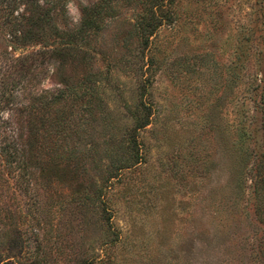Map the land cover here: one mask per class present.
Wrapping results in <instances>:
<instances>
[{
    "label": "rangeland",
    "instance_id": "rangeland-1",
    "mask_svg": "<svg viewBox=\"0 0 264 264\" xmlns=\"http://www.w3.org/2000/svg\"><path fill=\"white\" fill-rule=\"evenodd\" d=\"M97 2L38 0L26 41L0 7V264H264V0H164L150 42L155 0L120 1L64 42Z\"/></svg>",
    "mask_w": 264,
    "mask_h": 264
},
{
    "label": "trees",
    "instance_id": "trees-1",
    "mask_svg": "<svg viewBox=\"0 0 264 264\" xmlns=\"http://www.w3.org/2000/svg\"><path fill=\"white\" fill-rule=\"evenodd\" d=\"M120 1H125L127 4L134 2V0H98L93 6L87 7L84 10V17L82 19L80 27L71 33H67V38L64 42H73L76 39L82 40L87 32L90 30H96L99 27V23L103 21L106 16H114L116 13V6L117 3ZM166 5L170 4L172 0H166ZM170 1V2H169ZM164 0H155L156 9H149L148 12L151 13L152 21L151 23L146 24L145 28L143 27V34L145 35V40L150 42L149 39L153 36L159 26L163 23H171L173 18V13L169 9V7H165L163 4ZM30 5L29 14L25 16L24 14L19 12V5ZM154 5V6H155ZM0 7L2 11V19L5 23V30L10 37H14L16 39L26 41V40H33L41 39L43 36L44 31L48 30L51 16L49 15V11L47 9H43V7L38 3V0H0ZM25 26V28H24ZM52 32L55 34H59L56 29L52 28ZM62 47H54L52 49H43L42 53H50L51 57L60 56L62 54ZM42 93H36V96L32 97V101L28 103L27 106L23 109L27 111L29 114L36 109V105L38 104L37 98H40L39 103L43 106H46L49 102H43ZM263 103V102H262ZM145 108H149L147 104L144 102L142 103ZM149 115L145 114L143 117H136V121L134 124V131L140 129L141 127L147 125L149 123ZM18 128L20 129L21 135L20 139L21 142H17L16 145L23 146L21 148V153H18L17 150H13L15 154L20 155V159L24 162H28V153L26 147L32 137V119H23L20 120L18 123ZM132 145L135 148V153L137 160L139 159V142L135 137H132ZM9 152V151H8ZM33 258L30 262L26 264H46L43 259L38 257L37 251L32 253ZM91 263V262H89ZM86 262V264H89Z\"/></svg>",
    "mask_w": 264,
    "mask_h": 264
}]
</instances>
